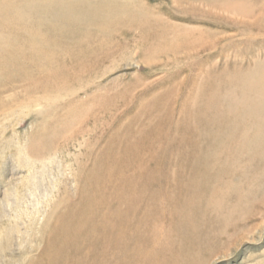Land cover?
<instances>
[{"label":"rangeland","instance_id":"374dc122","mask_svg":"<svg viewBox=\"0 0 264 264\" xmlns=\"http://www.w3.org/2000/svg\"><path fill=\"white\" fill-rule=\"evenodd\" d=\"M12 1L0 0V264H264V0L220 1L236 11L219 16ZM98 7L121 16L104 23Z\"/></svg>","mask_w":264,"mask_h":264},{"label":"bare ground","instance_id":"6f19581e","mask_svg":"<svg viewBox=\"0 0 264 264\" xmlns=\"http://www.w3.org/2000/svg\"><path fill=\"white\" fill-rule=\"evenodd\" d=\"M4 1H5V0H4ZM11 1H12V0H11ZM42 1H43V0H42ZM53 1H54V0H53ZM55 1H56V0H55ZM73 1H74V0H73ZM73 1H72V2H73ZM145 1H146V0H145ZM145 1H144V2H145ZM162 1L165 2V5L169 3V4L171 5V7L173 8V11L180 12V13H185V14L187 13V14H190V15H192V14H197V13H203V12H205V13H213V11H214L215 14H216L217 16H219L220 14H229V13H231V12H234V10H235V9L233 10V7H232L231 5H229V4H227V3L224 4L223 2H220V1H226V0H162ZM227 1H228V0H227ZM7 2H9V0H7ZM7 2H6V3H7ZM12 2H14V0H13ZM12 2H10V3H12ZM24 2H26V1L24 0ZM24 2H22V0H21V3H18V4L21 5L22 3L24 4ZM34 2H35V1H34ZM34 2L32 1L31 3H34ZM40 2H41V1H40ZM48 2H49V0H48ZM62 2H63V1H62ZM70 2H71V0H70ZM144 2H143V3H144ZM31 3H30V4H31ZM35 3H36V2H35ZM35 3H34V4H35ZM37 3H38V2H37ZM37 3H36V4H37ZM43 3H44V1H43ZM67 3H68V2H67ZM145 3H146V2H145ZM221 3H222V4H221ZM259 3H260V2H259ZM28 4H29V2H28ZM28 4H27V5H28ZM34 4H33V5H34ZM49 4H51V2H50ZM150 4H151V3H150ZM153 4H154V3H153ZM160 4H161V3H160ZM39 5H40V3H39ZM39 5H38V6H39ZM53 5H57V4H53ZM139 5H141V4H139ZM205 5L213 6V8H214L215 10L205 11V8H206ZM4 6H5V5H4ZM9 6H10V5H9ZM15 6H16V5H15ZM18 6H19V5H18ZM35 6H36V5H35ZM35 6H34V7H35ZM50 6H52V5H50ZM161 6H162V5H161ZM10 7H11V6H10ZM12 7H13V6H12ZM24 7H25V5H24ZM24 7H23V8H24ZM30 7H31V6H30ZM30 7L27 6V8H28L29 10H30ZM36 7H37V6H36ZM141 7H142V6H141ZM146 7H147V6H146ZM159 7H160V6H159ZM0 8H1V7H0ZM15 8H17V7H15ZM25 8H26V7H25ZM154 8H155V7H154ZM168 8H169V7H168ZM211 8H212V7H211ZM211 8H209V10H210ZM4 9H5V8H4ZM17 9H20V7H18ZM17 9H15V10H17ZM36 9H37V8H36ZM56 9H57V8H56ZM170 9H171V8H170ZM2 10H3V8H2ZM9 10H10V9H9ZM39 10H40V6H39ZM5 11H6V10H5ZM27 11H28V10H27ZM34 11H35V10H34ZM36 11H37V10H36ZM36 11H35V13H37ZM95 11L97 12V14H96L97 17H93V18H97V19H99V20H103L104 23H105L106 21L112 19V18H115V17L121 16V13H118V12L115 11V10H108V9H106V8H104V7H98V8L95 9ZM95 11H94V12H95ZM152 11H153V10H152ZM235 11H236V10H235ZM237 11H239V10H237ZM258 11H259V10H258ZM10 12H11V10H10ZM10 12H9V13H10ZM30 12H31V11H30ZM104 12H109V13L112 15V17H105ZM21 13H22V12H20V14H21ZM99 13H100V14L103 13V14L100 15ZM162 13H163V12H162ZM258 13H259V12H258ZM37 14H38V13H37ZM139 14H140V13H139ZM163 14H164V13H163ZM12 15H13V14H12ZM130 15H131V14H130ZM149 15H150V14H149ZM166 15H167V14H166ZM178 15H179V14H178ZM1 16H2V15H1ZM14 16H15V15H14ZM43 16H44V15H43ZM64 16H65V15H64ZM180 16H181V15H180ZM202 16H203V15H202ZM137 17H138V16H137ZM147 17H148V16H147ZM169 17H170V15H169ZM187 17H188V16H187ZM205 17H206V16H205ZM16 18H17V17H16ZM16 18H15V20H16ZM26 18L30 19V18L27 17V16H26ZM139 18H140V17H139ZM152 18H153V17H152ZM226 18H227V17H226ZM28 19H27V21H28ZM167 19H168V17H167ZM193 19H195V18H193ZM201 19H202V18H201ZM228 19H229V18H228ZM19 20H20V19H19ZM150 20H151V19H150ZM189 20H191V19H189ZM210 20H211V19H210ZM218 20H221V19H218ZM235 20H236V19H235ZM1 21H2V20H1ZM1 21H0V22H1ZM17 21H18V19H17ZM20 21H21V20H20ZM36 21H37V23L39 22L38 19H37ZM36 21H34V22H36ZM151 21H152V20H151ZM171 21H172V20H171ZM202 21H203V20H202ZM221 21H222V20H221ZM224 21H225V20H224ZM236 21H237V20H236ZM30 22H31V20H30ZM155 22H156V21H155ZM155 22H154V23H155ZM193 22H194V21H193ZM200 22H201V21H200ZM215 22H216V21H215ZM238 22H239V21H238ZM247 22H248V21H247ZM6 23H7V21H6ZM21 23L23 24V21H21ZM32 23H33V22H32ZM32 23H31V24H32ZM177 23H178V22H177ZM203 23H204V22H203ZM210 23H211V22H210ZM218 23H219V22H218ZM218 23H216V24H218ZM240 23H241V22H240ZM240 23H239V24H240ZM24 24H25V22H24ZM28 24H30V23H28ZM33 24H34V23H33ZM229 24H231V23H229ZM235 24H236V23H235ZM242 24H243V23H242ZM249 24H250V23H249ZM57 25H58V23H56V26H57ZM243 25H244V24H243ZM4 26H5V25H4ZM7 26H8V25H7ZM32 26H33V25H32ZM36 26H37V25H36ZM39 26H40V25H39ZM39 26H38V27H39ZM62 26H63V25H62ZM142 26L145 27V25H142ZM235 26H236V28H238L237 25H235ZM245 26H247V25L245 24ZM30 27H31V26H30ZM143 27H142V29H143ZM148 27H150V26L148 25ZM152 27H153V26H152ZM159 27H160V26H159ZM168 27H169V26H168ZM232 27H233V26H232ZM232 27H231L230 29H232ZM251 27H252V26H251ZM251 27H250V29H251ZM257 27H258V26H257ZM0 28H1V27H0ZM7 28H8V30H9V26H8ZM7 28H6V29H7ZM178 28H179V27H178ZM242 28H243V27H242ZM246 28H247V27H246ZM1 29H2V28H1ZM12 29H13V28H12ZM43 29H44V28H43ZM179 29H180V28H179ZM193 29H194V27H193ZM259 29H260V28H259ZM2 30H4V28H3ZM23 30H24V29H23ZM58 30H60V29H58ZM74 30L76 31V29H74ZM236 30H237V29H236ZM262 30H263V29H262ZM0 31H1V30H0ZM6 31H7V30H6ZM12 31H13V30H12ZM15 31H17V30H15ZM55 31H56V30H54V32H55ZM64 31H65V30H64ZM75 31H74V32H75ZM60 32H61V31H60ZM67 32H69V31H67ZM72 32H73V31H72ZM106 32H107V31H106ZM152 32H153V31H152ZM152 32H151V34H152ZM156 32H157V31H156ZM258 32H259V31H258ZM8 33H10V31H9ZM17 33H18V32H17ZM65 33H66V32H65ZM142 33H143V32H142ZM142 33H141V34H142ZM154 33H155V32H154ZM263 33H264V32H262V34H263ZM10 34H11V33H10ZM19 34H20V33H19ZM24 34H25V33H24ZM41 34H42V33H41ZM57 34H58V33H57ZM66 34H67V33H66ZM70 34H72L71 31H70ZM73 34H74V33H73ZM77 34H78V32H77ZM141 34H139V35H141ZM156 34H157V33H156ZM257 34H258V33H257ZM260 34H261V32H260ZM260 34H259V35H260ZM5 35H6V34H5ZM59 35H61V34H59ZM62 35H63V34H62ZM62 35H61V37H62ZM74 35H75V34H74ZM157 35H158V34H157ZM188 35H189V34H188ZM198 35H199V34H198ZM254 35H255V34H254ZM10 36H12V35H10ZM28 36H29V35H28ZM54 36H56V34H55ZM67 37H68V36H67ZM71 37H72V35H71ZM73 37H74V36H73ZM151 37H152V36H151ZM151 37H150V38H151ZM7 38H8V37H7ZM13 38H14V37H13ZM24 38H25V37H24ZM59 38H60V37H59ZM64 38H65V37H64ZM142 38H143V37H142ZM142 38H141V39H142ZM152 38H154V37H152ZM154 39H155V38H154ZM6 40H7V39H6ZM10 40H12V39H10ZM13 40H14V39H13ZM27 40H28V39H27ZM67 40H68V39H67ZM134 40H136V39L134 38ZM230 40H231V39H230ZM249 40H251V39H249ZM32 41H33V40H32ZM146 41H147V40H146ZM151 41H152V40H151ZM219 41H220V40H219ZM243 41H244V40H243ZM231 42H232V41H231ZM231 42H230V43H231ZM255 42H256V41H255ZM255 42H254V43H255ZM258 42H259V41H258ZM28 43H29V40H28ZM68 43H69V42H68ZM126 43H127V42H126ZM141 43H142V42H141ZM150 43H151V42H150ZM224 43H225V42H224ZM233 43H234V42H233ZM244 43H245V42H244ZM244 43H243V44H244ZM263 43H264V42H263ZM1 44H2V43H1ZM3 44H4V43H3ZM3 44H2V45H3ZM25 44H26V42H25ZM134 44H135V43H134ZM156 44H157V43H156ZM245 44H246V43H245ZM13 45H14V44H13ZM23 45H24V44H22V46H23ZM220 45H221V44H220ZM29 46H31L30 43H29ZM223 46H224V45H222V47H223ZM227 46H228V45H227ZM229 46H231V45H229ZM232 46H233V45H232ZM4 47H5V45H4ZM27 47H28V45H27ZM101 47H102V46H101ZM31 48H32V47H31ZM31 48H30V49H31ZM138 48H140V47H138ZM181 48H182V47H181ZM225 48H226V47H225ZM227 48H228V47H227ZM32 49H33V48H32ZM35 49H37V48H34V51H35ZM120 49H121V48H120ZM147 49H148V48H147ZM210 49H211V48H210ZM212 49H213V48H212ZM228 49H229V48H228ZM176 50H177V49H176ZM179 50H181V49H179ZM179 50H178V51H179ZM222 50H223V49H222ZM11 51H12V50H11ZM53 51H54V50H53ZM117 51H118V50H117ZM1 52H2V50H1ZM50 52H51V51H50ZM179 52H180V51H179ZM2 53H3V52H2ZM12 53H13V51H12ZM51 53H52V52H51ZM181 53H182V52H181ZM0 54H1V53H0ZM36 54H37V53H36ZM36 54H35V55H36ZM43 54H44V52H43ZM57 54H58V53H57ZM78 54H79V53H78ZM114 54H115V53H114ZM3 55H4V53H3ZM44 55H45V54H44ZM53 55H54V54H53ZM162 55H163V54H162ZM0 56H1V55H0ZM8 56H11V55H8ZM36 56H37V57H36V60H38V54H37ZM40 56H41V54H40ZM158 56H159V55H158ZM3 57H4V56H3ZM75 57H76V55H75ZM161 57H163V56H161ZM1 58H2V57H1ZM34 58H35V57H34ZM10 59H11V58H10ZM44 59H45V58H44ZM47 60H48V59H47ZM198 60H199V58H198ZM8 61H9V60H8ZM15 62H16V61H15ZM42 62H43V61H42ZM50 62H51V59H50ZM146 62H147V61H146ZM257 62H258V61H257ZM257 62H256V63H257ZM21 63H22V62H21ZM47 63H48V62H47ZM57 63H58V62H57ZM64 63H65V62H64ZM78 63H79V62H78ZM147 63H148V62H147ZM259 63H260V62H259ZM8 64H9V62H8ZM44 64H45V63H44ZM75 64H76V63H75ZM142 64H143V62H142ZM153 64H154V63H153ZM257 64H258V63H257ZM257 64H256V67L259 66V64H258V65H257ZM73 65H74V64H73ZM42 66H43V65H42ZM50 66H51V65H50ZM50 66H49V67H50ZM57 66H58V65H57ZM62 66H63V64H62ZM75 66H76V65H75ZM3 67H4V66H3ZM6 67H8V66H6ZM51 67H52V66H51ZM51 67H50V68H51ZM55 68H56V67H55ZM55 68H54V69H55ZM253 68H254V67H253ZM0 69H1V67H0ZM4 69H5V68H4ZM4 69H2L3 72H4ZM58 69H59V67H58ZM61 69H62V68H61ZM2 70H1V71H2ZM5 70H6V69H5ZM6 71H8V70H6ZM62 71H63V70H62ZM242 71H243V70H242ZM245 71H246V70H245ZM3 72H2V73H3ZM8 72H12V71H8ZM4 74H5V73H4ZM10 74H12V73H10ZM232 74H234V73H232ZM1 75H3V74H1ZM250 75H251V73H250ZM5 76H6V75H5ZM251 76H252V75H251ZM251 76H248V78L251 77ZM254 79H255V77H254ZM7 81H8V80H7ZM256 81H257V79H256ZM0 82H1V81H0ZM261 82H262V81H261ZM260 84H261V83H260ZM262 86H264V85H262ZM233 87H234V86H233ZM235 87H236V86H235ZM258 87H259V86H258ZM237 88H238V87H237ZM260 89H261V88H260ZM261 91H262V89H261ZM263 91H264V87H263ZM243 92H244V91H243ZM223 94H224V93H223ZM249 95H250V93H249ZM253 95H254V94H253ZM261 95H262V94H261ZM215 96H216V95H215ZM228 96H229V94H228ZM242 97H243V96H241V98H242ZM252 97H253V96H252ZM215 98H216V97H215ZM237 98H238V97H237ZM256 98H257V97H256ZM256 98H255V99H256ZM232 99H233V98H232ZM207 100H208V99H207ZM223 100H226V98H224ZM226 101H227V100H226ZM233 101H234V99H233ZM233 101H232V102H233ZM237 101H238V99H237ZM243 101H246V102H247L248 100H246V99L243 98ZM210 102H211V101H210ZM221 102H222V101H221ZM223 102H224V101H223ZM240 102H241V101H240ZM246 102H245V103H246ZM208 103H209V102H208ZM227 103H229V105L227 104L228 106L233 107V105L231 106V103H230L229 101H228ZM236 103H237V105H238V102H236ZM209 104H210V103H209ZM217 104H218V103H217ZM217 104H216V106L211 104L212 107H213V106L216 107L215 110H217ZM234 104H235V103H234ZM239 104H240V103H239ZM241 104H244V103H241ZM263 104H264V103H263ZM263 104H261V105H263ZM245 105H246V104H244V106H245ZM240 106H241V105H240ZM263 106H264V105H263ZM207 107H208V106H207ZM246 107H247V106H246ZM220 108L222 109V107H220ZM238 108H239V107H238ZM242 108H243V106H242ZM242 108H241V109H242ZM254 108H256V107H254ZM263 108H264V107H263ZM213 109H214V108H213ZM227 109H228V108H227ZM243 109H245V111H246V108H243ZM206 110H209V109L206 108ZM211 110H212V109H211ZM233 110H234V109H233ZM251 110L253 111V109H250V108H249V110H248V108H247V111H246V112H247V113H248V111L251 112ZM254 110H256V109H254ZM219 111H220V110H219ZM222 111H223V109H222ZM234 111H235V110H234ZM260 111H263V110L260 109ZM260 111H258V112H260ZM216 112H217V111H216ZM238 112H241V111H238ZM238 112H235V114L238 113ZM246 112H245V113H246ZM205 113H206V112H205ZM208 113H209V111H208ZM210 113H211V111H210ZM227 113H228V112H227ZM232 113H234V112H232ZM242 113H243V112H242ZM200 114H201V113H200ZM214 114H215V112H214ZM219 114H220V113H219ZM223 114H224V113H223ZM237 115H239V113H238ZM243 115H245V114H243ZM251 115H255V113H254V114L252 113ZM260 115H261V112H260ZM263 115H264V114H263ZM201 116H202V115H201ZM204 116H205V115H204ZM204 116H203V119H204ZM207 116H210V117H211V115H207ZM234 116H236V115H234ZM257 116H258V115H257ZM193 117H194V116H193ZM212 117H213V115H212ZM237 117L240 118L239 121H240V124H241V121H242L241 119H243V118H241L242 116L239 115V116H237ZM243 117H245V116H243ZM252 117H253V116H252ZM255 117H256V116H255ZM260 117H261V116H260ZM260 117H258V119H259L258 121L261 120ZM199 118H200V116H199ZM206 118H207V117H206ZM213 118H215V117H213ZM233 118L235 119V117H233ZM249 118H251V117H249ZM261 118H262V117H261ZM263 118H264V117H263ZM208 119H209V118H208ZM244 119H247V118L245 117ZM254 119H255V118H253L252 120H254ZM216 120H217V119H216ZM256 120H257V119H256ZM214 121H215V119H214ZM214 121H212V122L214 123ZM218 121H219V120H218ZM243 121H245V120H243ZM262 121H263V120H262ZM198 122H199V121H198ZM205 122L208 124V121H205ZM246 122H247V121H246ZM255 122H256V121H255ZM255 122H254V123H255ZM247 123H248V122H247ZM249 123H250V122H249ZM256 123H258V129H259V126H260L259 124H260V123H259V122H256ZM261 123H262V122H261ZM207 124H204V125H206V127H207V126L209 125V124H208V125H207ZM228 124H229V123H228ZM236 124H237V123H236ZM240 124H239V125H240ZM252 124H253V123H252ZM252 124H251V125H252ZM212 125H213V124H212ZM253 125H255V124H253ZM263 125H264V123H263ZM237 126H238V125H237ZM237 126H236V128H237ZM255 126L257 127V125H255ZM261 126H262V125H261ZM206 127H205V128H206ZM210 127H211V126H210ZM239 127H242V126H239ZM200 128L202 129V126H201ZM205 128H204V129H205ZM212 128H213V126H212ZM247 128H248V127H247ZM252 128L254 129V126H252ZM244 129H246V128H244ZM249 129H250V128H249ZM205 130H206V129H205ZM207 130H208V128H207ZM211 130H212V129H211ZM240 130L242 131L241 128H240ZM198 131H199V130H197L196 133H197ZM209 131H210V129H209ZM241 131H240V132H241ZM256 131L258 132L259 130L256 129ZM246 132H247V131H246ZM198 133H200V132H198ZM202 133H203V130H202ZM210 133H211V131H210ZM221 133H223V131H222ZM244 133H245V131H244ZM204 134H205V133H204ZM206 134H209V133H206ZM250 134H251V133L247 134V135H249L248 137L252 136V134H251V135H250ZM256 134H257V133H256ZM261 134H262V133H261ZM198 135H199V134H198ZM198 135H197V137H199ZM202 136H203V134H202ZM205 136H206V135H205ZM194 137H195V136H194ZM242 137H243V136H242ZM246 137H247V136H246ZM254 137H255V135H254ZM257 137H258V141H262V140H259V135H258ZM262 137H264V136H262ZM250 138H251V137H250ZM255 138H256V137H255ZM196 139H197V138H196ZM200 139H201V134H200ZM226 139H227V138H226ZM244 139H245V137H244ZM260 139H261V138H260ZM262 139H263V138H262ZM241 140H242V139H241ZM254 140H255V139H254ZM256 140H257V139H256ZM198 141H199V140H198ZM252 141H253V140H252ZM258 141H256L257 144H259ZM201 142H202V141H201ZM201 142H200V143H201ZM227 142H228V140H227ZM227 142H226V143H227ZM262 142H263L262 145H264V141H262ZM200 143H199V145H200ZM233 143H234V142H233ZM193 144H194V143H193ZM193 144H192V145H193ZM236 144H237V143H236ZM245 144H246V143H245ZM245 144H244V146H246ZM253 144H255V141L253 142ZM186 145H187V143H186ZM194 145H196V144H194ZM197 145H198V144H197ZM197 145H196V146H197ZM233 145H234V144H233ZM237 145H238V144H237ZM237 145H235V146H237ZM255 145H256V144H255ZM187 146H188V145H187ZM200 146H201V145H200ZM228 146H229V145H228ZM228 146H227V147H228ZM230 146H231V145H230ZM240 146H241V145H240ZM242 146H243V145H242ZM248 146H249V145H248ZM248 146H247V148H248ZM256 146H257V149H258V145H256ZM193 147H194V146H193ZM193 147H192V148H193ZM207 147H208V146H207ZM207 147H206V148H207ZM221 147H222V146H221ZM223 147H224V146H223ZM249 147H250V146H249ZM196 148H197V147H196ZM196 148H195V149H196ZM200 148H201V147H200ZM225 148H226V147H225ZM225 148H224V149H225ZM232 148H233V147H232ZM195 149H194V150H195ZM227 149H228V148H227ZM227 149L225 150V152L227 151ZM187 150H188V148H187ZM196 150H197V149H196ZM198 150H199V149H198ZM206 150H207V149H206ZM220 150L222 151V149H220ZM220 150H219V151H220ZM246 150H247V149H246ZM251 150H252L251 152L255 151V150H253V149H251ZM263 150H264V149H263ZM201 151H202V150H201ZM216 151H217V150H216ZM219 151H217V152L220 153ZM248 151H249V150H248ZM248 151H247V153H248ZM260 151H261V150H260ZM181 152H182V151H181ZM184 152H185V151H184ZM208 152H210V151H208ZM192 153H193V152H192ZM203 153H204V152H203ZM203 153H202V154H203ZM205 153H207V152H205ZM221 153H223V151H222ZM245 153H246V152H245ZM257 153H258V150H257ZM259 153H260V152H259ZM186 154H187V153H186ZM195 154H198V151H197V153H195ZM239 154H240V153H239ZM239 154H238L237 156H239ZM260 154H261V153H260ZM187 155H188V154H187ZM187 155H186V156H187ZM192 155H194V154H192ZM243 155H245V154H243ZM197 156H198V155H197ZM197 156H195V157H197ZM202 156H203V155H202ZM220 156H221V155H220ZM224 156H225V155H224ZM263 156H264V155H263ZM213 157H214V156H213ZM259 157H260V156H259ZM236 158H237V157H236ZM238 158H239V157H238ZM261 158H262V156H261ZM182 159H183V158H182ZM194 159H195V158H193V160H194ZM209 159H210V157H209ZM241 159H242V156H241ZM191 160H192V159H191ZM193 160H192V162H193ZM203 160H204V159H203ZM213 160H214V159H213ZM228 160H229V159H228ZM219 161H220V160H219ZM247 161H248V159H247ZM146 162H147V161H146ZM197 162H198V161H197ZM244 162H245V161H244ZM184 163H186V162H184ZM220 164H221V163H220ZM246 164H247V163H246ZM180 165H181V164H180ZM218 167L220 168L221 165H219ZM222 167H223V166H222ZM239 167H240V166H239ZM250 167H251V166H250ZM250 167H249V168H250ZM215 168H217V167H215ZM219 168H217V169H219ZM252 168H253V167H252ZM184 169H185V168H184ZM232 169H233V168H232ZM235 169H236V168H235ZM190 170H191V169H190ZM133 171H134V170H133ZM183 172H184V171H183ZM184 173H187V172H184ZM234 173H235V170H234ZM241 173H242V172H241ZM182 174H183V173H182ZM187 175H188V174H187ZM232 175H233V174H232ZM172 176H173V175H172ZM189 176H190V174H189ZM227 176H228V175H227ZM259 178H260V177H259ZM222 179H223V178H222ZM234 179H235V178H234ZM148 181H149V180H148ZM189 181H190V180H189ZM219 181H220V180H219ZM214 183H215V182H214ZM259 183H260V182H259ZM146 184H147V182H146ZM137 186H138V185H137ZM145 186H146V185H145ZM138 187H139V186H138ZM195 188H196V187H195ZM141 189H142V188H141ZM196 189H197V188H196ZM143 190H144V189H143ZM146 190H147V188H146ZM194 190H195V189H194ZM147 191H148V190H147ZM163 191H164V190H163ZM148 192H149V191H148ZM148 192H147V193H148ZM152 192H153V191H152ZM152 192H151V193H152ZM154 192H155V191H154ZM127 193H128V192H127ZM147 193H146V194L144 193V194L147 195ZM204 193H205V192H204ZM210 193H211V192H210ZM148 194H150V193H148ZM180 194H181V193H180ZM152 195H153V194H152ZM180 196H181V195H180ZM182 196H183V195H182ZM145 197H146V196H145ZM147 198H148V197H147ZM149 198H150V195H149ZM199 198H200V197H199ZM108 200H110V199H108ZM157 200H158V199H157ZM155 201H156V200H155ZM200 201H201V200H200ZM206 201H207V200H206ZM146 202H147V201H146ZM145 204H146V203H145ZM205 204H207V203H205ZM205 204H204V205H205ZM223 204H224V203H222V205H223ZM201 206H202V205H201ZM118 208H119V207H118ZM144 208H146V207H144ZM166 208H167V207H166ZM166 208H165V209H166ZM145 210H146V209H145ZM201 211H202V210H201ZM109 212H110V211H109ZM126 213H127V211H126ZM228 213H231V212L229 211ZM228 213H227V214H228ZM104 214H105V212H104ZM141 215H142V213L140 214V216H141ZM205 215H206V214H205ZM131 216H132V215H131ZM168 216H169V214H168ZM170 216H171V215H170ZM112 217H113V216H112ZM203 217H204V216H203ZM228 217H229V216H228ZM100 218H101V216H100ZM229 218H230V217H229ZM103 219H104V218H103ZM138 219H139V218H138ZM108 221H109V218H108ZM262 221H263V219H262ZM113 223H114V222H113ZM136 225H137V224H136ZM91 226H92V225H91ZM95 226H96V225H94V228H97V227H95ZM99 226H100V225H99ZM110 227H111V226H110ZM99 229H100V227H99ZM111 229H112V227H111ZM95 230H96V229H95ZM99 231H100V230H99ZM84 232H85V230L83 231V234H84ZM90 232H91V231H90ZM101 233H102V232H100V234H101ZM100 234H99V235H100ZM102 234H103V233H102ZM91 235H92V234H91ZM93 235H94V233H93ZM110 236H111V234H110ZM94 237H95V236H94ZM94 237H93V239H94ZM97 237H98V236H97ZM83 238H84V237H83ZM85 238H86V237H85ZM89 238H90V237H89ZM98 239H99V238H98ZM98 239H97V240H98ZM91 240H92V239H91ZM95 240H96V239H95ZM84 241H85V240H84ZM98 241H99V240H98ZM79 242H81V241H79ZM102 242H104V241H102ZM102 242H100V243H102ZM76 243H77V242H76ZM90 243H91V242H90ZM95 243H97V242L95 241ZM74 245H75V244H74ZM93 245H94V244H93ZM102 245H103V243H102ZM67 246H68V245H67ZM82 246H83V245H82ZM86 246H91V245H86ZM94 246H95V245H94ZM103 246H104V245H103ZM71 247H72V246H71ZM83 247H84V246H83ZM91 247H92V246H91ZM97 247H98V246H97ZM69 248H70V247H69ZM73 248H76V246H75V247L73 246ZM77 248H78V246H77ZM88 248H89V247H88ZM78 249H79V248H78ZM80 249L83 250L82 248H80ZM85 249H86V248H85ZM85 249H84V250H85ZM76 250H77V249H76ZM84 250H83V251H84ZM77 251H79V250H77ZM93 252H95V251H93ZM93 252H92V253H93ZM81 253H82V252H80V254H81ZM76 254H78V252H76ZM83 255H84V253L82 254V256H83ZM88 255H89V254H88ZM88 255H87V256H88ZM79 256H80V255H79ZM79 256H78V257H79ZM74 257H76V256H74ZM94 257H95V256H94ZM70 258H71V257H70ZM79 258H80V257H79ZM91 259H92V258H91ZM76 260H78V259H76ZM116 260H117V259H116ZM72 261H73V260H72ZM92 261H93V259H92ZM70 262H71V261H70ZM73 262H74V261H73ZM76 262H77V261H76ZM84 263H85V262H84ZM68 264H69V263H68ZM71 264H72V263H71ZM73 264H74V263H73ZM76 264H77V263H76ZM80 264H81V263H80Z\"/></svg>","mask_w":264,"mask_h":264}]
</instances>
